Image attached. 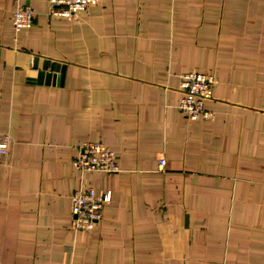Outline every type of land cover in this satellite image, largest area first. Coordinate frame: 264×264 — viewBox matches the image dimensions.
<instances>
[{
    "label": "crops",
    "instance_id": "0c3cea01",
    "mask_svg": "<svg viewBox=\"0 0 264 264\" xmlns=\"http://www.w3.org/2000/svg\"><path fill=\"white\" fill-rule=\"evenodd\" d=\"M17 4L36 12L19 32ZM48 10L0 0V264H264V0ZM189 72L216 78L210 120L177 109ZM85 142L119 171L80 174ZM81 186L111 200L74 232Z\"/></svg>",
    "mask_w": 264,
    "mask_h": 264
},
{
    "label": "built area",
    "instance_id": "2783aa9c",
    "mask_svg": "<svg viewBox=\"0 0 264 264\" xmlns=\"http://www.w3.org/2000/svg\"><path fill=\"white\" fill-rule=\"evenodd\" d=\"M99 0H48L47 15L54 19H71ZM35 10L28 5L17 4L11 17L12 29L19 32L32 26ZM216 78L211 73L189 72L179 78L182 92L177 109L192 121L210 120L213 115L205 109V102L212 95ZM9 143L8 136H0V155L4 154ZM74 164L80 174L85 172L115 173L119 171L112 151L99 142H85L78 147ZM164 159H159L158 170L164 168ZM111 200L110 192L96 193L91 187L81 186L70 196L71 229L74 232L92 230L101 220L102 209Z\"/></svg>",
    "mask_w": 264,
    "mask_h": 264
},
{
    "label": "water",
    "instance_id": "95a60500",
    "mask_svg": "<svg viewBox=\"0 0 264 264\" xmlns=\"http://www.w3.org/2000/svg\"><path fill=\"white\" fill-rule=\"evenodd\" d=\"M61 69H63V67ZM43 70H46V66L43 67ZM41 76H42V74H39V77H41ZM46 78H48V77L46 76Z\"/></svg>",
    "mask_w": 264,
    "mask_h": 264
}]
</instances>
